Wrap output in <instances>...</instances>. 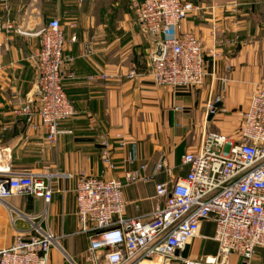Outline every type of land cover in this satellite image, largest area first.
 I'll return each instance as SVG.
<instances>
[{
    "label": "crops",
    "instance_id": "1",
    "mask_svg": "<svg viewBox=\"0 0 264 264\" xmlns=\"http://www.w3.org/2000/svg\"><path fill=\"white\" fill-rule=\"evenodd\" d=\"M183 1L196 11L175 31L150 36L131 0H0V169L48 175L52 190L48 204L30 195L0 199V251L36 227L56 239L50 264H90L88 236L76 213L77 175L123 181V171L145 166L140 176L152 175V181L123 190L125 217H141L154 207L157 184L184 178L182 157L199 152L207 133L238 141L249 95L264 89V0ZM51 19L59 20L64 37L61 73L75 76L63 79L75 115L61 123L55 145L46 142L37 117L15 113L36 102L37 96L31 102L28 97L37 80L32 56L39 38L5 32L9 22L16 29H36ZM181 33L204 45L203 84L158 87L151 77L156 41ZM216 98L211 116L208 108ZM103 142L111 145L112 163L121 169H105ZM159 164L164 171L154 173ZM213 234V221L202 223L181 257L202 261L216 255ZM226 264L240 261L232 255ZM251 264H264V248L256 250Z\"/></svg>",
    "mask_w": 264,
    "mask_h": 264
},
{
    "label": "built area",
    "instance_id": "2",
    "mask_svg": "<svg viewBox=\"0 0 264 264\" xmlns=\"http://www.w3.org/2000/svg\"><path fill=\"white\" fill-rule=\"evenodd\" d=\"M131 2L142 29L153 35L175 31L196 11L193 4L183 0ZM5 32L22 35L10 22ZM34 37L39 38L32 56L39 95L36 102L22 104L15 113L37 117L45 129L46 142L55 145L61 123L75 115L63 89L64 37L59 20L51 19ZM162 42L161 58L155 53L151 56L154 84L171 90L200 87L205 77L202 41L191 33H181ZM65 78L75 76L68 73ZM218 103L216 98L209 106V115L216 114ZM238 136V141L231 143L223 136L207 133L199 152L182 157L187 170L184 178L157 184L154 207L141 217H125L123 190L139 181H152V175L140 176L145 166L123 171V181L77 175L76 213L81 233L88 236L90 264H226L232 255L240 264H251L256 250L264 248L263 88L249 95ZM102 148L105 169H121L112 163L111 145L103 142ZM128 162L133 161L129 158ZM161 171L164 167L159 164L154 173ZM17 195L42 198L48 204L52 197L50 176L0 169V199ZM208 220L214 223L211 240L217 245L216 255L202 261L181 257ZM55 243L49 231L43 233L34 227L33 234L15 236L13 245L0 251V264H50Z\"/></svg>",
    "mask_w": 264,
    "mask_h": 264
},
{
    "label": "water",
    "instance_id": "3",
    "mask_svg": "<svg viewBox=\"0 0 264 264\" xmlns=\"http://www.w3.org/2000/svg\"><path fill=\"white\" fill-rule=\"evenodd\" d=\"M43 28H44V25H40L36 29H25V28L20 27L18 30L22 35L34 37V36L38 35L42 31ZM146 33L150 36H154L153 34H151L149 32H146ZM162 52H163V42H162V40H157L156 41L155 57L161 58ZM38 95H39V90H38L37 81H36L35 86H34L33 90L31 91V93L28 97L29 98L28 101L31 102L33 97H36Z\"/></svg>",
    "mask_w": 264,
    "mask_h": 264
}]
</instances>
